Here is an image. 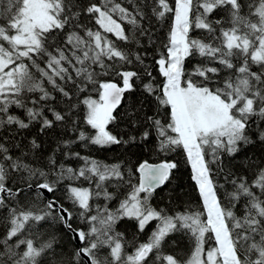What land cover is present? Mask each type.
<instances>
[{
  "label": "snow or ice",
  "instance_id": "obj_1",
  "mask_svg": "<svg viewBox=\"0 0 264 264\" xmlns=\"http://www.w3.org/2000/svg\"><path fill=\"white\" fill-rule=\"evenodd\" d=\"M0 264H264V0H0Z\"/></svg>",
  "mask_w": 264,
  "mask_h": 264
},
{
  "label": "trees",
  "instance_id": "obj_2",
  "mask_svg": "<svg viewBox=\"0 0 264 264\" xmlns=\"http://www.w3.org/2000/svg\"><path fill=\"white\" fill-rule=\"evenodd\" d=\"M111 155V153L108 154L109 157ZM170 194L178 200H187L190 196L194 195V193H192V182L190 180L189 169L182 166L177 172L175 179L168 186V190L161 192L155 202L163 203Z\"/></svg>",
  "mask_w": 264,
  "mask_h": 264
}]
</instances>
